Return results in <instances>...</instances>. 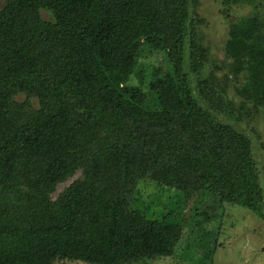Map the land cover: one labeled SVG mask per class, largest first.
Here are the masks:
<instances>
[{
    "label": "trees",
    "instance_id": "1",
    "mask_svg": "<svg viewBox=\"0 0 264 264\" xmlns=\"http://www.w3.org/2000/svg\"><path fill=\"white\" fill-rule=\"evenodd\" d=\"M195 1L0 0V264L150 263L185 236L184 258H213L225 206L260 211L252 141L200 77ZM225 50L226 86L264 109V22L230 24ZM150 54L165 64L145 75ZM146 181L180 195L171 221L134 210ZM191 195L210 206L183 221Z\"/></svg>",
    "mask_w": 264,
    "mask_h": 264
},
{
    "label": "rangeland",
    "instance_id": "2",
    "mask_svg": "<svg viewBox=\"0 0 264 264\" xmlns=\"http://www.w3.org/2000/svg\"><path fill=\"white\" fill-rule=\"evenodd\" d=\"M195 2L191 7L190 19L202 25L199 26V36L205 47L203 52L205 66L202 68L200 77L208 78L214 74L227 89L226 98L237 109L238 123L235 128L249 136L252 141L253 160L264 191V109L256 112L251 105L243 106L234 87L236 84L226 86V78H232V76H230L231 66L225 52L230 24L241 18L255 17L264 22V0H256L253 5L245 4L228 8L222 4L223 0H196ZM164 64L165 61L160 54H150L142 59V74L147 73L148 69H160ZM138 84V80L132 82V85ZM35 105L38 106V101H35ZM219 120L231 123L227 119ZM70 183L62 185L59 192ZM137 190L134 210L145 212L152 220L171 221L172 213L176 214L172 210L174 199L176 195L180 197L175 190L149 181L142 182ZM176 201L178 200L175 199ZM184 202L185 206L181 214L183 221L198 217V214L210 206V201H203L199 195L187 196ZM204 203H206L205 206ZM207 226L208 229L219 233L220 248L213 258L204 259L203 256L184 258L183 249L187 244L185 236L173 256L150 263L135 264H264V202L258 212L226 205L219 221H212ZM194 249L197 250V247ZM54 264L68 263L61 261Z\"/></svg>",
    "mask_w": 264,
    "mask_h": 264
}]
</instances>
